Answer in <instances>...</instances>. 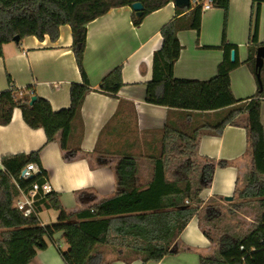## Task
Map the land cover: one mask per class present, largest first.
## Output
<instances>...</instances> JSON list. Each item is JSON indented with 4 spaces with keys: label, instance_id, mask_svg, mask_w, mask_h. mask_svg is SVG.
I'll return each instance as SVG.
<instances>
[{
    "label": "trees",
    "instance_id": "1",
    "mask_svg": "<svg viewBox=\"0 0 264 264\" xmlns=\"http://www.w3.org/2000/svg\"><path fill=\"white\" fill-rule=\"evenodd\" d=\"M174 0H0V55L2 45L27 35L51 40L58 35V27L71 28V49L81 74L80 83H71L69 106L57 111L50 103L34 94L30 88L19 89L8 77L9 87L0 92V125L10 121L17 107L22 119L31 128H42L46 142L57 141L62 151L88 158L80 140L83 124L80 108L85 94L91 89L83 68L86 43V25L110 8L135 2L142 5L139 15L132 11V21L139 24L150 12ZM204 0H189L187 4H174V17L160 28L161 46L152 56V76L146 83L145 101L154 105L196 112L201 120L186 128H179L167 119L159 136L153 141L152 175L143 188L135 184L136 160L123 155L115 166L117 189L113 195L90 206L68 213L62 206L58 192L50 191L36 205L58 212L56 220L42 225L38 215L25 216L13 205L18 194L14 181L25 187L33 182L42 183L47 172L41 168L38 151L17 153L1 158L0 169V264H29L37 250L45 249L47 240L61 232L60 241L67 245L61 249L53 241L64 264H101L121 260L126 263L140 259L142 264L159 261L172 253L171 244L189 220L196 216L204 236L213 244L212 255L200 254V264H264V132L260 122V104L264 100V63L257 76L254 66L256 49L263 45L257 39L258 13L252 23L245 64L253 73L257 88L245 99H237L230 89V71L239 61L230 60L236 46L226 42L222 32L223 57L213 77L205 80L176 78L173 66L181 45L177 33L181 30H200ZM210 5L225 13L229 0H209ZM122 85L120 66L112 69L101 80L98 90L116 95ZM31 96L35 99L30 103ZM191 115V114H190ZM226 125L243 127L246 134V153L252 168L238 187L236 181L232 200L235 209L252 210L249 221L240 223L226 237L215 238L202 225L200 191L211 180L213 159L197 155V142L202 134L219 135ZM185 158L180 167L183 178L167 177V170ZM34 162L39 172L28 180H20L25 164ZM232 161L219 160L225 167ZM245 215V214H244ZM111 256L106 258V254Z\"/></svg>",
    "mask_w": 264,
    "mask_h": 264
},
{
    "label": "crops",
    "instance_id": "2",
    "mask_svg": "<svg viewBox=\"0 0 264 264\" xmlns=\"http://www.w3.org/2000/svg\"><path fill=\"white\" fill-rule=\"evenodd\" d=\"M132 11L128 5L113 7L86 25L82 63L91 89L85 94L80 108L83 124L80 148L90 153L88 158L62 151L57 141L46 142L43 129L29 127L17 107L12 110L10 121L0 125V169L3 156L38 151L41 168L47 172L52 190L59 193L61 204L68 213L115 193V166L125 154L136 160L135 184L145 187L152 175L153 141L167 119L179 128L201 120L196 112L168 110L145 101L146 83L152 76V56L162 42L160 28L174 17V2L148 13L139 24L133 23ZM256 13L257 39L263 43L264 0H229L226 13L211 5L202 9L198 33L193 29L177 33L181 49L173 66L174 77L198 80L213 77L223 57V51L218 47L224 31L226 42L236 46L234 58L239 61L229 74L231 92L237 99L252 96L257 88L256 79L244 61L248 56ZM71 43L68 24L58 27L55 40L44 34L42 39L27 35L17 42L4 43L0 55V92L8 89L9 77L15 87L30 88L35 95L46 99L52 110L68 107L71 83L82 81ZM118 66L122 85L116 95L98 90L103 77ZM260 122L264 132V100L260 104ZM197 155L214 160L211 180L199 193L200 208L204 210L211 205L215 209L230 202L225 197H232L236 181L252 168L250 155L246 153L244 128L226 125L219 135L202 134L197 142ZM219 160L233 164L219 167ZM182 161L176 162L174 168ZM173 172L175 177L181 178L178 171ZM50 211L54 213H48ZM46 212L49 222L42 220ZM57 214L54 209L42 208L38 218L46 225L55 221ZM61 234L58 232L52 241L47 240L46 248L37 250L29 264H64L58 251L53 250L56 247L53 241L61 248L58 241ZM170 249L173 252L159 261L145 264H200V254L212 255L214 251L196 216L174 239ZM110 256L106 254V258ZM101 264L142 262L140 259L128 263L111 260Z\"/></svg>",
    "mask_w": 264,
    "mask_h": 264
},
{
    "label": "rangeland",
    "instance_id": "3",
    "mask_svg": "<svg viewBox=\"0 0 264 264\" xmlns=\"http://www.w3.org/2000/svg\"><path fill=\"white\" fill-rule=\"evenodd\" d=\"M182 161V164L179 165L178 167L174 168L173 166L169 167L167 170L168 177H175L176 175L173 174V171H178V175H180L181 178L184 177L183 172L180 170L183 165H185L186 160L184 158H181L178 161ZM175 175V176H174ZM244 182L240 180L238 187L241 188L243 186ZM230 202L226 203L225 205H221L218 207H213L211 205H208L204 208V210L201 213V218H202V225L204 229L208 230L211 232L212 236L217 238L220 237H226L229 235L230 232L235 231L238 227H240V223H244V221H249L250 217H252V210H249L248 208L244 209H235L234 204H237L239 200L237 199H231L229 200ZM48 213L53 214L54 212L50 211ZM48 213H44L42 215V220L47 221L48 220ZM245 214V215H244ZM54 222V221H53ZM241 227L239 228V230ZM1 231V228H0ZM60 241V240H58ZM61 244V249L65 248V244L60 241ZM57 252L56 247L53 248Z\"/></svg>",
    "mask_w": 264,
    "mask_h": 264
},
{
    "label": "built area",
    "instance_id": "4",
    "mask_svg": "<svg viewBox=\"0 0 264 264\" xmlns=\"http://www.w3.org/2000/svg\"><path fill=\"white\" fill-rule=\"evenodd\" d=\"M210 5L209 0H204L202 9L208 8ZM39 172V167L34 162H29L21 169L19 173L20 180H28L35 176ZM18 194L13 200V205L23 215L27 216L31 213L38 215L36 211V205L44 197V195L52 191L51 185L48 179L45 177L42 183L33 182L29 186L22 187L16 180H13Z\"/></svg>",
    "mask_w": 264,
    "mask_h": 264
},
{
    "label": "water",
    "instance_id": "5",
    "mask_svg": "<svg viewBox=\"0 0 264 264\" xmlns=\"http://www.w3.org/2000/svg\"><path fill=\"white\" fill-rule=\"evenodd\" d=\"M189 2V0H174V4H177V5H183V4H187ZM131 8L133 11H135V13L137 15L140 14L141 10H142V5L139 3V2H135L131 5ZM19 40V37L18 36H15L13 38V41H18ZM234 56H235V53H234V50H231L230 52V60L233 61L234 60ZM264 63V46L261 45L259 46L257 49H256V54H255V61H254V66L255 68L257 69V76L259 75V71L262 67ZM35 99L34 96H31L30 98V103ZM232 197L231 196H228V197H225V200H231Z\"/></svg>",
    "mask_w": 264,
    "mask_h": 264
}]
</instances>
